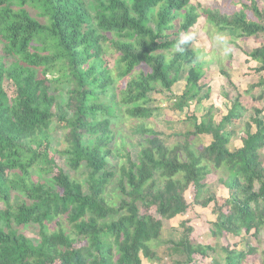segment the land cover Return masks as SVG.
I'll return each instance as SVG.
<instances>
[{
    "label": "trees",
    "instance_id": "trees-1",
    "mask_svg": "<svg viewBox=\"0 0 264 264\" xmlns=\"http://www.w3.org/2000/svg\"><path fill=\"white\" fill-rule=\"evenodd\" d=\"M243 6L227 14L192 0H0V264L154 261L150 245L164 222L187 216L192 206L212 207L211 237L228 244H199L183 222L182 239L170 241L168 252L185 260L173 264H264V9L254 0ZM202 17L219 33L257 44L240 49L247 65L256 64V80L248 93L253 115L235 150L234 126L248 111L244 96L219 120L214 106L197 111L211 98L202 84L206 63L190 46L175 50L179 34ZM106 48L118 58L114 68ZM183 73L186 89L177 95ZM220 75L233 85L229 73ZM159 87L193 130L170 147L141 123L132 129L139 151H117L119 114L151 121ZM56 133L62 149L54 146ZM202 136L210 143L195 150L191 141ZM61 160L72 172L83 169V181L72 179ZM215 172L228 192L222 206L207 184ZM29 227L38 229L37 240L21 233ZM246 237L256 245L241 250Z\"/></svg>",
    "mask_w": 264,
    "mask_h": 264
},
{
    "label": "rangeland",
    "instance_id": "rangeland-1",
    "mask_svg": "<svg viewBox=\"0 0 264 264\" xmlns=\"http://www.w3.org/2000/svg\"><path fill=\"white\" fill-rule=\"evenodd\" d=\"M253 0H192L194 6L201 5L203 8H209L211 10L220 11L222 13L234 14L243 10L244 6L247 5L250 7V4ZM259 9H264V0H254ZM248 12V11H247ZM250 14V13H249ZM252 15V14H250ZM198 33V41L194 46H191L190 49L195 50L199 58L206 63L204 68L205 78L202 84L209 86L211 90V98L208 102L197 107V111H208L211 106H214V117L216 120H219L221 116L227 114L228 110L231 108V105L234 103L238 94H241L243 99L246 101L248 107L247 112H243L245 118L242 119L234 126L238 136L233 139L230 144V149L235 150L241 147V139L244 136L243 124L248 121V119L253 115L252 108L253 104L250 101V94H248L251 89V84L255 81V74L252 72L250 67L244 62L245 56L242 54L240 49L245 51H252L256 47V42L254 39L240 40L237 37V33L225 32L222 33L227 36L229 43L232 47V52L228 55H224L220 49L215 46V41L213 40L214 35L219 32L214 28L205 18H201L197 26L192 30ZM237 44L239 48L233 46ZM201 53H204V56L201 57ZM117 56L110 51L109 48L105 49V60L108 61L112 68L116 67ZM223 69L230 74L232 84L220 75V70ZM186 73H183L180 77V82L175 85L173 91L175 94H182L186 89ZM120 86V83H118ZM160 94L158 96L153 95L154 104L151 107H154L153 119L149 122L135 121L122 116V113L119 114V119L114 123V131L117 134V151L121 149L130 150L133 153L139 151V138L132 135V129L135 125L144 123L147 127L154 129L156 132L161 133L164 140L167 144L172 147L175 146L177 142L181 140L180 136H183L190 130H193L192 123L185 120V116L178 114L173 111L174 102L167 100L165 98V92L159 87ZM264 92V89L261 90ZM66 95L61 94L60 100L65 103ZM195 106V104H193ZM261 107L262 105H256ZM193 109L191 110V112ZM191 113H187L189 115ZM198 117L201 114L196 113ZM188 122V123H187ZM62 134L56 133L53 134L54 137V146L58 149L64 148L62 143ZM193 148L199 150L203 147H206L210 143L209 137H199L192 139L191 141ZM121 159H116L114 165H119ZM66 173L70 175L72 179L83 181L84 171L83 169L78 172H72L66 166L64 160H61ZM221 176L220 173H213L207 179V184L215 194V197L220 206L224 204L225 199L228 197V192L219 185L218 180ZM193 193L188 192L186 194L187 201L192 204ZM111 194L109 195V199ZM212 207L203 209L198 206H192L188 215L184 217H176L173 220L165 221L163 224L162 236L158 241L152 242L150 245L151 248L156 252L157 258L154 261H148L142 258V264H173L175 261H184L185 258L182 254L174 252L172 255L168 252V249H172L173 245L169 242L178 243L183 236L182 223L188 222V227L194 229L192 238L196 240L199 244L202 245H211L217 249H220L224 246H227V240H214L211 237L210 231L213 229L212 224L216 221V216L211 213ZM21 233L25 234L33 240L38 239V229L35 227H29L21 230ZM264 240V233L262 235ZM246 243H250L255 246V242L251 237H246V241L241 242L240 249L247 250ZM264 248V247H263ZM247 264H262L255 258H249ZM197 264H222L220 260H203L201 258L197 259Z\"/></svg>",
    "mask_w": 264,
    "mask_h": 264
},
{
    "label": "clouds",
    "instance_id": "clouds-1",
    "mask_svg": "<svg viewBox=\"0 0 264 264\" xmlns=\"http://www.w3.org/2000/svg\"><path fill=\"white\" fill-rule=\"evenodd\" d=\"M213 40L215 46L222 51L224 55H228L232 52V47L226 35L218 33L214 35ZM198 41V33L192 30L187 32H181L176 40L175 50L178 52H184L187 47L194 46ZM204 53H201V57Z\"/></svg>",
    "mask_w": 264,
    "mask_h": 264
},
{
    "label": "crops",
    "instance_id": "crops-1",
    "mask_svg": "<svg viewBox=\"0 0 264 264\" xmlns=\"http://www.w3.org/2000/svg\"><path fill=\"white\" fill-rule=\"evenodd\" d=\"M253 41H254V40H253ZM255 48H257V45H256V47H255ZM255 48H254V49H255ZM244 58H245L244 60L246 61V59H247V58H246V57H244ZM245 61H244V62H245ZM247 66L251 68V67H255V66H256V64H253V63H251L250 65H247ZM260 92H262V91L260 90ZM253 94L255 95V94H256V92H253ZM249 97H250V96H249Z\"/></svg>",
    "mask_w": 264,
    "mask_h": 264
}]
</instances>
